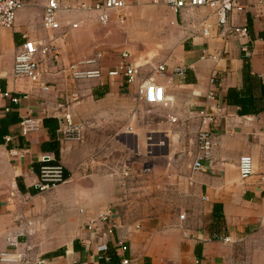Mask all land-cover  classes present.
<instances>
[{
	"label": "crops",
	"instance_id": "obj_1",
	"mask_svg": "<svg viewBox=\"0 0 264 264\" xmlns=\"http://www.w3.org/2000/svg\"><path fill=\"white\" fill-rule=\"evenodd\" d=\"M81 1L59 0L55 31L41 24L46 0H22L12 25L0 26V120L14 112L36 125L22 136L19 123L7 124L10 146L0 143V252L13 236L22 256L25 249H56L36 262L0 264H120L122 257L131 264H264V16L256 0H241L245 9L228 19L233 27H246L245 37L227 36L207 8L173 13L148 0H124L123 23L100 25L77 9ZM205 26L208 36L201 33ZM24 38L52 44L58 52L57 65L42 78L47 91L12 76L13 56ZM121 52L137 66L138 81L151 77L168 98L152 105L159 113L152 125L139 123L136 83L74 82L63 72L82 59H94L93 67L105 72ZM158 65L164 66L162 76L155 72ZM211 75L217 87L208 83ZM211 91L214 100L206 101ZM213 107L217 144L202 169L192 171L196 114ZM64 114L80 129L78 140L63 139L58 120ZM53 140L67 176L38 192L31 165L51 159L41 145ZM242 155L252 164L245 180L237 174ZM125 161L140 180L122 187L119 169ZM144 167L149 176L141 175ZM108 206L116 225L112 241L93 239L84 225ZM33 231L68 240L22 241ZM93 240L107 242L106 261L93 252ZM118 243L126 246L124 254Z\"/></svg>",
	"mask_w": 264,
	"mask_h": 264
},
{
	"label": "built area",
	"instance_id": "obj_2",
	"mask_svg": "<svg viewBox=\"0 0 264 264\" xmlns=\"http://www.w3.org/2000/svg\"><path fill=\"white\" fill-rule=\"evenodd\" d=\"M139 1V0H136ZM150 4H162L173 13H180L186 9L207 8L214 16L216 26L223 29L224 33L229 36L245 37L247 35L246 27H233L228 24V19L231 14L242 12L245 7L241 0H148ZM259 6L260 13L264 16V0H256ZM22 6V0H0V26L10 27L13 23L16 11ZM124 0H92L78 3L77 9L81 12L89 14L100 25L108 24L114 19L117 24H122L124 15L120 12L125 8ZM59 11V0H46L42 10L41 24L47 30H57L59 28L56 22V14ZM203 36H208V26H205L201 31ZM214 58V57H210ZM58 52L52 44L34 43L26 38L16 50L13 56L11 73L13 77H24L29 82L40 87V90L47 91L50 87L43 84L42 78L49 73L48 67L57 65ZM95 66L94 59H82L71 62L64 66L63 72L66 77L74 82H82L89 80L114 79L121 78L126 86L136 83L135 98L139 102L151 105H164L168 100L165 97L161 87L153 82L151 77L139 79L138 69L129 60V55L126 52H121L118 62L112 69L103 72L99 67ZM164 66L158 65L155 72L162 76L164 74ZM176 76L182 78L183 71L174 69ZM211 86L217 87L219 80L215 75H211L208 79ZM261 83L264 86V74L261 77ZM4 98L12 104H16L18 98L8 95L6 92L1 93ZM75 99V93L70 95ZM213 92H209L205 96L206 101H213ZM208 110L201 109L197 111L199 128L196 132L194 146L195 157L191 164L192 171H200L202 169L201 161L208 160L212 149L216 146L217 141L214 135V128L217 121L216 110L214 107ZM20 133L25 135L28 131L35 128V123L29 119H22L19 122ZM59 130L64 140H78L79 128L74 127L70 122L69 116L64 114L58 120ZM4 142L9 141L7 136ZM12 153L15 151L10 150ZM48 160V158H47ZM62 166L57 163L53 165L40 166L36 175L35 187L38 192L51 190L55 186L61 184L64 179L62 176ZM131 163L128 161L122 162L119 169V176L122 180L131 175ZM237 174L240 180H245L252 174V164L249 156L242 155L237 161ZM124 187V182H121ZM112 206L102 208L95 218L88 220L84 225V230L95 238H105L107 241H112L113 230L116 225L112 220ZM17 236L7 239L6 250L0 252V263H15L22 259V254L16 252ZM215 239V238H214ZM208 239L203 238L205 242ZM222 242L228 241L227 238H222ZM85 250L89 249V243L86 241L83 244ZM120 254H124L127 250L126 246L118 243ZM92 250L95 254H99V259L107 260V242H92ZM198 263V262H197ZM120 264H131L126 257L120 259Z\"/></svg>",
	"mask_w": 264,
	"mask_h": 264
},
{
	"label": "rangeland",
	"instance_id": "obj_3",
	"mask_svg": "<svg viewBox=\"0 0 264 264\" xmlns=\"http://www.w3.org/2000/svg\"><path fill=\"white\" fill-rule=\"evenodd\" d=\"M137 102H139L137 100ZM140 105V112H141V116L139 117V123L140 125H146L147 123H151L152 125V117L153 118H157V116L159 117V113H157L155 107H153L151 104H146L143 102H139ZM196 136V132L194 134ZM195 136H194V141H195ZM195 148V146H194ZM178 172H180L181 170H176ZM136 173H132L128 178L124 179V185L125 182L129 185L130 183H133V181H135L136 179L140 180L139 177V172L135 170ZM141 175L143 176H149L150 173L148 171V169L146 167L142 168L141 170ZM130 187V186H128ZM42 236H45V240L46 242L50 243V244H58L59 242H63V241H67L68 237L65 236L64 234H60V235H53V234H42V233H38L37 231H33L31 233L25 234L22 237V241H28V242H32V243H36V242H41L42 241ZM24 243V242H23ZM25 247H23L24 249ZM22 250V249H20ZM56 249H37V248H31V249H25V252L23 250V257H22V261L23 259H27L32 261V262H36L42 259V257L46 256L45 254L48 253H52L54 252ZM22 254V251L20 252Z\"/></svg>",
	"mask_w": 264,
	"mask_h": 264
},
{
	"label": "trees",
	"instance_id": "obj_4",
	"mask_svg": "<svg viewBox=\"0 0 264 264\" xmlns=\"http://www.w3.org/2000/svg\"><path fill=\"white\" fill-rule=\"evenodd\" d=\"M263 86V85H262ZM264 87V86H263ZM9 112V110L6 112V114ZM10 116V117H9ZM50 121V120H48ZM20 122V119L19 118H16V114L14 112H11L8 114V116L4 119H1L0 120V143H6V146L9 147L10 144L7 142H4V135L6 133V130H5V127L7 124H16V123H19ZM3 137V138H2ZM20 140V138H19ZM21 145L19 144L18 146V149L21 148L20 147ZM41 148L42 150L45 151V153L49 152L51 153L52 157L51 159H48L46 161H40L36 164H32L31 165V169L33 171V173L35 175L38 174V168L40 166H46V165H53V164H57L58 163V142L53 140V141H50V142H45L41 145ZM62 176H63V179L65 180L66 179V173L64 172V170L62 169ZM35 190H37V188L35 187Z\"/></svg>",
	"mask_w": 264,
	"mask_h": 264
},
{
	"label": "water",
	"instance_id": "obj_5",
	"mask_svg": "<svg viewBox=\"0 0 264 264\" xmlns=\"http://www.w3.org/2000/svg\"><path fill=\"white\" fill-rule=\"evenodd\" d=\"M46 160H47V157L42 158V161H46Z\"/></svg>",
	"mask_w": 264,
	"mask_h": 264
}]
</instances>
